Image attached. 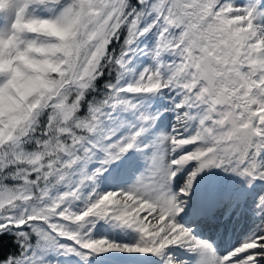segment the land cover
I'll list each match as a JSON object with an SVG mask.
<instances>
[{"label": "snow or ice", "instance_id": "snow-or-ice-1", "mask_svg": "<svg viewBox=\"0 0 264 264\" xmlns=\"http://www.w3.org/2000/svg\"><path fill=\"white\" fill-rule=\"evenodd\" d=\"M0 264H264V0H0Z\"/></svg>", "mask_w": 264, "mask_h": 264}]
</instances>
